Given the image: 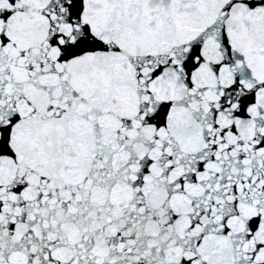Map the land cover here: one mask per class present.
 <instances>
[{"label": "snow or ice", "instance_id": "obj_1", "mask_svg": "<svg viewBox=\"0 0 264 264\" xmlns=\"http://www.w3.org/2000/svg\"><path fill=\"white\" fill-rule=\"evenodd\" d=\"M0 264H264V0H0Z\"/></svg>", "mask_w": 264, "mask_h": 264}]
</instances>
